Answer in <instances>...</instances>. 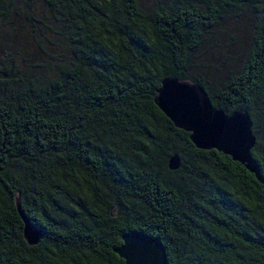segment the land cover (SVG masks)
<instances>
[{"label": "trees", "instance_id": "1", "mask_svg": "<svg viewBox=\"0 0 264 264\" xmlns=\"http://www.w3.org/2000/svg\"><path fill=\"white\" fill-rule=\"evenodd\" d=\"M40 1L68 56L0 57V264H124L114 250L130 233L156 240L168 264H264V0ZM13 5L0 0V50L17 29ZM241 9L251 21L240 68L217 86L191 76L190 55ZM167 77L248 114L259 180L195 149L159 112ZM15 201L41 233L35 246Z\"/></svg>", "mask_w": 264, "mask_h": 264}, {"label": "water", "instance_id": "2", "mask_svg": "<svg viewBox=\"0 0 264 264\" xmlns=\"http://www.w3.org/2000/svg\"><path fill=\"white\" fill-rule=\"evenodd\" d=\"M153 104L175 129L188 133V140L195 149L214 150L259 180L257 165L250 155L255 139L245 111L226 114L213 108L201 86L173 77L160 81ZM178 167L177 155L170 156L168 170L175 171ZM15 209L22 224L23 241L27 246H35L40 240V231L24 216L17 201ZM120 241L114 253L124 264H168L161 245L154 239L130 233L122 235Z\"/></svg>", "mask_w": 264, "mask_h": 264}, {"label": "rangeland", "instance_id": "3", "mask_svg": "<svg viewBox=\"0 0 264 264\" xmlns=\"http://www.w3.org/2000/svg\"><path fill=\"white\" fill-rule=\"evenodd\" d=\"M13 1L16 13L12 18L18 22V25L17 29L8 36L9 49L2 47L0 57L3 53H10L11 48H16L18 55L14 57L17 66L21 65L18 57L30 58L35 64H50L51 59L47 58V55H53L58 60L65 59L68 56V51L65 42L58 36L61 30L47 14L41 1ZM160 1L162 0H140V3L145 8ZM26 14L28 17H25ZM250 21V15L243 9L231 14L225 24L215 30L214 34L206 36L200 48L190 55L188 73L191 76L202 78L209 85L217 86L228 74L237 71L249 44ZM31 24L38 28L33 33L29 28ZM38 43L41 45L43 53L37 49ZM58 60L56 59L55 63H58Z\"/></svg>", "mask_w": 264, "mask_h": 264}]
</instances>
